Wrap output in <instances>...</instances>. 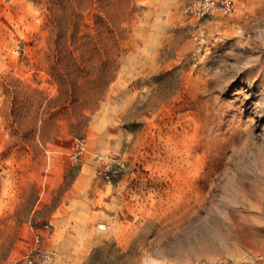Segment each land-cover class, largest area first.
Masks as SVG:
<instances>
[{
	"label": "rangeland",
	"instance_id": "374dc122",
	"mask_svg": "<svg viewBox=\"0 0 264 264\" xmlns=\"http://www.w3.org/2000/svg\"><path fill=\"white\" fill-rule=\"evenodd\" d=\"M0 0V264H264V0Z\"/></svg>",
	"mask_w": 264,
	"mask_h": 264
},
{
	"label": "built area",
	"instance_id": "2783aa9c",
	"mask_svg": "<svg viewBox=\"0 0 264 264\" xmlns=\"http://www.w3.org/2000/svg\"><path fill=\"white\" fill-rule=\"evenodd\" d=\"M219 4L224 13L234 11V0H185L184 11L192 20H200L212 13Z\"/></svg>",
	"mask_w": 264,
	"mask_h": 264
},
{
	"label": "bare ground",
	"instance_id": "6f19581e",
	"mask_svg": "<svg viewBox=\"0 0 264 264\" xmlns=\"http://www.w3.org/2000/svg\"><path fill=\"white\" fill-rule=\"evenodd\" d=\"M234 10L237 12V7L236 6L234 7ZM260 77H261V80L264 81V70L261 71Z\"/></svg>",
	"mask_w": 264,
	"mask_h": 264
}]
</instances>
